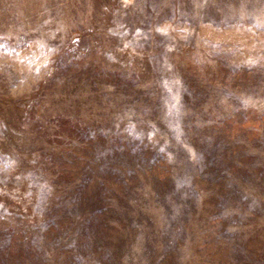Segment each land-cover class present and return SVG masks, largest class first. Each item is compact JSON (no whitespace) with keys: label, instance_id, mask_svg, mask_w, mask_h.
Returning <instances> with one entry per match:
<instances>
[{"label":"rangeland","instance_id":"374dc122","mask_svg":"<svg viewBox=\"0 0 264 264\" xmlns=\"http://www.w3.org/2000/svg\"><path fill=\"white\" fill-rule=\"evenodd\" d=\"M0 264H264V0H0Z\"/></svg>","mask_w":264,"mask_h":264}]
</instances>
